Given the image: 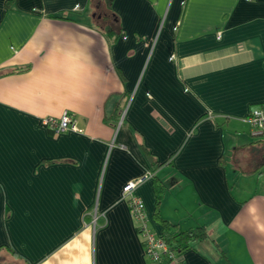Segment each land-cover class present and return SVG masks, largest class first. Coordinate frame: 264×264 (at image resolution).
<instances>
[{"label": "crops", "instance_id": "0c3cea01", "mask_svg": "<svg viewBox=\"0 0 264 264\" xmlns=\"http://www.w3.org/2000/svg\"><path fill=\"white\" fill-rule=\"evenodd\" d=\"M263 104L264 0H0V264H176L146 173L178 264H264Z\"/></svg>", "mask_w": 264, "mask_h": 264}, {"label": "built area", "instance_id": "2783aa9c", "mask_svg": "<svg viewBox=\"0 0 264 264\" xmlns=\"http://www.w3.org/2000/svg\"><path fill=\"white\" fill-rule=\"evenodd\" d=\"M245 122L255 134L262 136L264 140V104L252 108L245 118ZM42 126L52 134L66 131L80 132L73 116L63 112L58 118H42ZM151 175L146 173L141 179L126 182L121 188V198L125 201L130 216L132 217L136 232L142 242L146 258L153 262L166 261V263L178 264V256L171 252L162 237L155 236L148 228L146 215L142 202L133 195L134 189Z\"/></svg>", "mask_w": 264, "mask_h": 264}, {"label": "trees", "instance_id": "16d2710c", "mask_svg": "<svg viewBox=\"0 0 264 264\" xmlns=\"http://www.w3.org/2000/svg\"><path fill=\"white\" fill-rule=\"evenodd\" d=\"M110 1V0H108ZM160 197H157L156 204H158ZM165 230H173L175 225L160 221ZM168 249L179 256L182 252L186 251L191 243L200 242L207 237V233L203 227L188 228L184 231H174L172 233L164 232L161 236Z\"/></svg>", "mask_w": 264, "mask_h": 264}]
</instances>
